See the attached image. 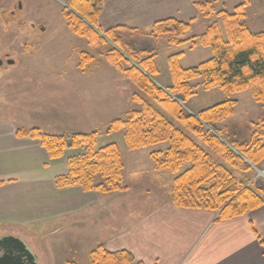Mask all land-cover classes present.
<instances>
[{
  "label": "trees",
  "instance_id": "obj_1",
  "mask_svg": "<svg viewBox=\"0 0 264 264\" xmlns=\"http://www.w3.org/2000/svg\"><path fill=\"white\" fill-rule=\"evenodd\" d=\"M214 2L193 0L203 17L222 19L227 39L216 20L203 33L192 36L187 33L195 18L190 22L166 18L151 26V35H168L170 44L189 43L190 48L203 46L213 51L211 58L188 68L180 63L183 52L170 55L173 84L167 90L151 78L159 73L154 51L139 49L128 40L130 36L142 34L141 28L99 29L104 0H70L63 13L73 32L85 37L90 45L112 41L113 47L106 53L108 61L150 98L149 101L139 100L141 109L130 110L126 118L113 119L109 132L122 130L130 150L168 142L165 151L152 155L156 170L177 174L172 182L173 203L179 207L216 211L219 213L217 221H221L244 215L264 203L246 176L247 172L255 171L253 166L261 167L264 160V110L252 122L253 130L249 132L236 122L223 124L235 115L237 99L228 98L195 116L173 97L185 104L196 93L198 85L192 81L202 78L200 85L206 90L219 88L228 95L250 91L256 102L264 103V31H255L248 25L246 2L233 11H216ZM81 54L84 64L93 58L87 56L86 51ZM17 133L39 140L53 159L62 157L66 150L83 148L82 153L68 159V172L56 178L58 187L80 186L86 191L102 193L127 190L123 184L124 164L119 147L110 143L95 148L96 132L65 135L33 127L18 129ZM186 163L190 166L180 172ZM90 257L91 264L135 262L131 252H111L103 245L92 250ZM69 264L81 263L70 261Z\"/></svg>",
  "mask_w": 264,
  "mask_h": 264
},
{
  "label": "rangeland",
  "instance_id": "obj_2",
  "mask_svg": "<svg viewBox=\"0 0 264 264\" xmlns=\"http://www.w3.org/2000/svg\"><path fill=\"white\" fill-rule=\"evenodd\" d=\"M69 1L0 0V58L4 61L0 67V120L13 121L21 130L39 127L47 133L65 135L96 132L95 148L110 143L119 147L124 164L123 184L127 190L109 197L107 205L103 206L107 211L95 215L96 223L99 222L87 234L86 229L79 226L72 228L63 224L59 228L52 224L40 234L30 233V238L23 236L41 264H69L70 261L91 264V251L101 245L98 242L100 230L107 224L109 229L115 228L121 223L120 218L131 210L145 211L149 204L140 201L144 196L156 197L159 201L172 194V182L177 175L169 170L155 169L152 154L165 151L168 142L130 150L122 130L109 132L113 119L126 118L130 110L141 109L139 100L149 101L150 98L108 61L106 53L113 47L112 41L90 45L85 37L73 32L63 13ZM262 1L215 0L214 6L216 11H233L237 5L246 2L248 25L255 31H264ZM251 18L253 22L257 21L250 24ZM215 20L227 39L221 18H206L200 13L192 21L187 35L203 33ZM141 29L142 34L130 36L128 40L139 49L154 51L159 73L151 78L165 90L173 84L170 55L183 52L180 63L185 68L196 66L213 55L210 47L190 48L189 43L173 45L169 43L168 35H151V27ZM82 51L93 56L85 64ZM9 60H14V64ZM202 81V78L192 81L198 85L196 93L185 104L179 98L173 97L174 100L182 102L183 108L196 116L228 98L237 99L236 113L232 118L251 132L252 122L257 120L264 103L256 102L250 91L228 95L219 88L206 90L200 85ZM207 127L212 129L209 125ZM83 151V148L74 149L69 154L77 155ZM189 166L186 163L180 172ZM255 175L264 176L257 170L246 173L251 179Z\"/></svg>",
  "mask_w": 264,
  "mask_h": 264
},
{
  "label": "crops",
  "instance_id": "obj_3",
  "mask_svg": "<svg viewBox=\"0 0 264 264\" xmlns=\"http://www.w3.org/2000/svg\"><path fill=\"white\" fill-rule=\"evenodd\" d=\"M197 14L193 0H104L98 26L147 28L166 18L188 21ZM252 20L250 24L257 21ZM18 129L13 121L0 120V239L15 236L24 241L23 236L30 238V233L46 231L52 224L91 232L95 215L106 212L104 204L117 193L58 187L56 178L68 172L74 149L53 159L39 140L19 136ZM261 163L264 171V160ZM251 181L264 200V176L255 175ZM140 201L149 204L145 211H129L115 228L104 226L98 237L111 252H131V264H264V203L217 221L218 212L176 206L171 194L159 201L145 196Z\"/></svg>",
  "mask_w": 264,
  "mask_h": 264
},
{
  "label": "water",
  "instance_id": "obj_4",
  "mask_svg": "<svg viewBox=\"0 0 264 264\" xmlns=\"http://www.w3.org/2000/svg\"><path fill=\"white\" fill-rule=\"evenodd\" d=\"M14 60H9L14 64ZM4 61L0 58V67ZM0 264H38V259L27 243L15 236L0 239Z\"/></svg>",
  "mask_w": 264,
  "mask_h": 264
}]
</instances>
